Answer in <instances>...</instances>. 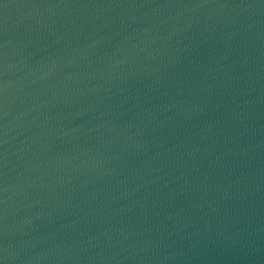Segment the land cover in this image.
<instances>
[{
  "label": "water",
  "instance_id": "obj_1",
  "mask_svg": "<svg viewBox=\"0 0 264 264\" xmlns=\"http://www.w3.org/2000/svg\"><path fill=\"white\" fill-rule=\"evenodd\" d=\"M0 264H264V0H0Z\"/></svg>",
  "mask_w": 264,
  "mask_h": 264
}]
</instances>
